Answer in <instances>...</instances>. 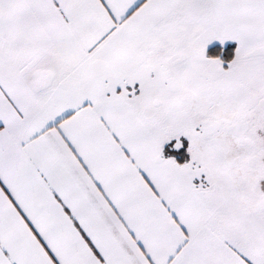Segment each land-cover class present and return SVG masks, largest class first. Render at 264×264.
<instances>
[{
  "label": "snow or ice",
  "instance_id": "obj_1",
  "mask_svg": "<svg viewBox=\"0 0 264 264\" xmlns=\"http://www.w3.org/2000/svg\"><path fill=\"white\" fill-rule=\"evenodd\" d=\"M0 264H264V0H0Z\"/></svg>",
  "mask_w": 264,
  "mask_h": 264
}]
</instances>
